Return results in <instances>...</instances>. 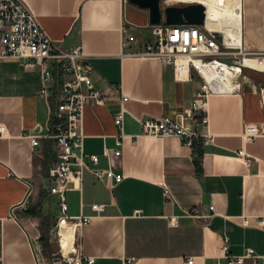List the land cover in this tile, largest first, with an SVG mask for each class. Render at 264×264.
I'll return each instance as SVG.
<instances>
[{
	"label": "crops",
	"instance_id": "crops-1",
	"mask_svg": "<svg viewBox=\"0 0 264 264\" xmlns=\"http://www.w3.org/2000/svg\"><path fill=\"white\" fill-rule=\"evenodd\" d=\"M176 1L194 0L162 5ZM25 2L51 38L67 49L81 47L105 96L85 106L82 120L83 150L99 154L98 167L108 165L103 148L114 145L113 115L122 114L124 136L113 169L123 178L110 188L84 170L80 185L66 191L67 214L90 216L76 230L81 252L94 257L83 264H125L128 258L129 264H217L224 235L230 253L249 246L264 254V228L254 225V216H264V69L245 68L237 92L210 94L208 125L195 126L188 108L199 78L179 80L169 63L124 53L123 26L133 30L135 48L150 38L147 8L129 0ZM241 12V34H228L247 49L264 50V0H242ZM25 62L0 59V264H59L51 231L58 196L47 190L55 141L46 136L47 101L37 92L41 70ZM114 84L126 100L112 92ZM146 116H169L196 128L198 139L187 146L175 136L144 134ZM31 132L40 134L35 143ZM240 148L248 162L237 155ZM242 216H250V224Z\"/></svg>",
	"mask_w": 264,
	"mask_h": 264
},
{
	"label": "built area",
	"instance_id": "built-area-1",
	"mask_svg": "<svg viewBox=\"0 0 264 264\" xmlns=\"http://www.w3.org/2000/svg\"><path fill=\"white\" fill-rule=\"evenodd\" d=\"M205 9L202 23H166L162 17L159 23L150 24L151 36L142 48L134 47L137 39L133 30L126 26L122 28L125 54L154 57L169 63L174 69L175 78L179 80H192L194 75L199 78L188 113L195 126L200 123L204 128L208 125V96L239 91L245 68L259 69L244 63V58H264V50L247 49L241 40L239 43L233 42L225 24L209 26ZM7 56L24 58L26 66H37L41 70L37 92L47 101L46 136L54 139L56 147V158L49 168L51 182L47 187L48 193L58 196L60 209L51 229L58 244L53 253L54 259L59 264L92 262L94 257L81 252L76 238V230L90 216L67 214L66 191L80 185L84 170L90 171L110 188L123 178L121 172L113 169L116 158L121 154L124 136L121 130L122 114L118 112L113 115L118 129L114 145H105L103 148L102 153L108 165L98 167L99 154H86L83 150L82 120L85 106L101 104L105 96L91 79V65L84 61L81 47L67 49L51 38L25 0H0V59ZM111 90L122 101L128 98L119 84L112 85ZM141 128V132L148 135L178 137L187 146H193L199 136L196 128L188 127L169 116H146L141 120ZM4 132L5 126L0 124V136ZM28 136L35 143L40 134L31 132ZM237 155L248 162L249 155L243 148L237 150ZM167 192L165 189L164 194ZM92 208L100 209L101 204L93 203ZM209 208L212 212L206 216L210 218L213 204ZM192 213L196 215V209ZM254 219V225L264 228V216H254ZM170 221L174 222V219L170 218ZM250 222V216H242L243 224ZM66 226L72 229V234L64 246L61 231ZM219 250L221 260L217 264H241L246 259H251L252 264H264L263 259H259L264 254H257L249 246L242 253H230L227 235L221 237ZM129 262L131 258L125 264ZM186 262L192 263V256Z\"/></svg>",
	"mask_w": 264,
	"mask_h": 264
},
{
	"label": "bare ground",
	"instance_id": "bare-ground-1",
	"mask_svg": "<svg viewBox=\"0 0 264 264\" xmlns=\"http://www.w3.org/2000/svg\"><path fill=\"white\" fill-rule=\"evenodd\" d=\"M202 2L206 7V20L209 26L225 24L227 31L241 34L242 29V0H194ZM183 2V0H180ZM234 42V41H233ZM237 43V42H235ZM244 63L259 69H264V58L246 56ZM72 234V229L68 226L61 231L62 243L67 244L68 238Z\"/></svg>",
	"mask_w": 264,
	"mask_h": 264
},
{
	"label": "water",
	"instance_id": "water-1",
	"mask_svg": "<svg viewBox=\"0 0 264 264\" xmlns=\"http://www.w3.org/2000/svg\"><path fill=\"white\" fill-rule=\"evenodd\" d=\"M139 7L148 9L150 24L159 23L164 17L166 23H202L204 18V4L201 2H187L182 4L162 5L161 0H129Z\"/></svg>",
	"mask_w": 264,
	"mask_h": 264
},
{
	"label": "rangeland",
	"instance_id": "rangeland-1",
	"mask_svg": "<svg viewBox=\"0 0 264 264\" xmlns=\"http://www.w3.org/2000/svg\"><path fill=\"white\" fill-rule=\"evenodd\" d=\"M180 1H178V3H179ZM161 3H164L163 2V0H161ZM174 4H176L177 3V1L176 2H173ZM167 4H172V3H167ZM52 203H53V212H55L56 211V209H57V206H56V202H54V201H52Z\"/></svg>",
	"mask_w": 264,
	"mask_h": 264
}]
</instances>
